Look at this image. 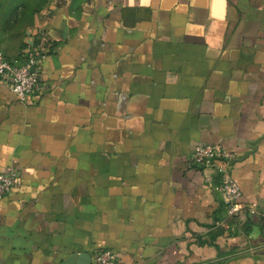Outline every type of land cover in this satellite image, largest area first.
Listing matches in <instances>:
<instances>
[{
  "label": "crops",
  "instance_id": "crops-1",
  "mask_svg": "<svg viewBox=\"0 0 264 264\" xmlns=\"http://www.w3.org/2000/svg\"><path fill=\"white\" fill-rule=\"evenodd\" d=\"M18 10L3 54L39 31L51 44L25 102L0 79V171L17 172L0 264L101 247L121 264H264V0H0ZM207 142L237 154L235 216L191 161Z\"/></svg>",
  "mask_w": 264,
  "mask_h": 264
},
{
  "label": "built area",
  "instance_id": "built-area-1",
  "mask_svg": "<svg viewBox=\"0 0 264 264\" xmlns=\"http://www.w3.org/2000/svg\"><path fill=\"white\" fill-rule=\"evenodd\" d=\"M51 40L44 31L35 32L26 44L19 59H8L0 50V79L5 82L20 102L38 92L41 85L40 60L50 48ZM237 154L219 143H199L194 146L192 163L209 168L215 177L212 190L225 205L227 215L235 216L241 211V190L231 169ZM17 172L9 169L0 171V202L13 186ZM254 204L251 205L252 208ZM89 264H121L117 254L110 248L101 247L94 251Z\"/></svg>",
  "mask_w": 264,
  "mask_h": 264
},
{
  "label": "rangeland",
  "instance_id": "rangeland-1",
  "mask_svg": "<svg viewBox=\"0 0 264 264\" xmlns=\"http://www.w3.org/2000/svg\"><path fill=\"white\" fill-rule=\"evenodd\" d=\"M39 2H44V0H39ZM11 7L9 11L13 13V5ZM0 19L2 20L1 47H5L7 54H14L21 45L23 29L29 23V16L21 15L18 10L15 15L7 13L6 16H0Z\"/></svg>",
  "mask_w": 264,
  "mask_h": 264
}]
</instances>
